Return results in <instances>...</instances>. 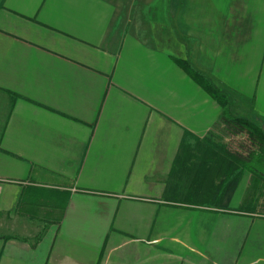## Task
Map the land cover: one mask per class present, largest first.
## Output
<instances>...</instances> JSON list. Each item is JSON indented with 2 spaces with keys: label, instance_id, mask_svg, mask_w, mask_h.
Instances as JSON below:
<instances>
[{
  "label": "crops",
  "instance_id": "0c3cea01",
  "mask_svg": "<svg viewBox=\"0 0 264 264\" xmlns=\"http://www.w3.org/2000/svg\"><path fill=\"white\" fill-rule=\"evenodd\" d=\"M222 116L263 130L264 0H0V264H264Z\"/></svg>",
  "mask_w": 264,
  "mask_h": 264
},
{
  "label": "trees",
  "instance_id": "16d2710c",
  "mask_svg": "<svg viewBox=\"0 0 264 264\" xmlns=\"http://www.w3.org/2000/svg\"><path fill=\"white\" fill-rule=\"evenodd\" d=\"M177 61L181 64V66H183L182 68L194 78L195 81L201 83L202 87L206 90V93L212 96V98H214L220 106L226 105V96L217 87L211 85L200 70L198 71L192 68L187 59L177 58ZM219 121H221L222 133L226 134V136H231L232 140L234 137H238L237 135L244 136L245 140L235 143L239 149L232 148V151H244L246 155H244V158L241 160L243 162V167L253 174L262 176L260 171H258V168H260V165L263 164L255 162V160L264 158V132L262 128L251 120L244 117L239 118L238 116H222ZM185 135L188 136L187 133ZM256 163L258 165H256ZM239 176V173L234 174L231 186H235L234 184L237 182ZM248 207L249 204L247 202L241 205V209Z\"/></svg>",
  "mask_w": 264,
  "mask_h": 264
},
{
  "label": "rangeland",
  "instance_id": "374dc122",
  "mask_svg": "<svg viewBox=\"0 0 264 264\" xmlns=\"http://www.w3.org/2000/svg\"><path fill=\"white\" fill-rule=\"evenodd\" d=\"M263 132H264V126H263ZM214 133H222L221 130H216ZM238 137H234L232 140V143L230 144L233 149H239V147L235 144L237 142H241L242 140H245L243 135H237ZM264 145V142H263ZM255 162H260L263 165H260V168H258V171H260V174L262 176H259L258 174L253 173H245L244 176H242V180L239 181L238 187L236 190H233L231 194V202L232 204L241 203L242 205L244 203H248L250 208L252 205L255 209H263L264 207V158H261L259 160H255ZM233 173V172H232ZM234 177V173L232 175ZM247 177V178H246ZM239 178H241L239 176ZM241 207V205H240ZM243 210V209H242Z\"/></svg>",
  "mask_w": 264,
  "mask_h": 264
}]
</instances>
